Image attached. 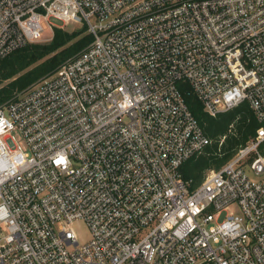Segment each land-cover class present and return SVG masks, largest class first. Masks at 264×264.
<instances>
[{"label":"built area","instance_id":"obj_1","mask_svg":"<svg viewBox=\"0 0 264 264\" xmlns=\"http://www.w3.org/2000/svg\"><path fill=\"white\" fill-rule=\"evenodd\" d=\"M79 23L92 41L0 104V264H264V126L190 188L211 141L178 87L264 123V0H0V60Z\"/></svg>","mask_w":264,"mask_h":264},{"label":"trees","instance_id":"obj_2","mask_svg":"<svg viewBox=\"0 0 264 264\" xmlns=\"http://www.w3.org/2000/svg\"><path fill=\"white\" fill-rule=\"evenodd\" d=\"M74 25L79 27H54L49 40L27 42L0 60V104L54 72L92 41L93 34L85 23ZM178 87L203 133L211 141L180 167L182 177L191 180L190 188H194L207 170L217 169L230 160L264 123L258 121L246 101L211 115L186 81H179ZM258 150L264 155V141L258 145Z\"/></svg>","mask_w":264,"mask_h":264},{"label":"rangeland","instance_id":"obj_3","mask_svg":"<svg viewBox=\"0 0 264 264\" xmlns=\"http://www.w3.org/2000/svg\"><path fill=\"white\" fill-rule=\"evenodd\" d=\"M68 29H74L79 26H75L74 24H67L65 25ZM51 30L48 28H45V30L42 33L41 39L37 42H45L50 39L51 37ZM10 135L13 137L16 144H18L24 151H27L28 146L24 139L22 138V135L19 131L14 130L10 133ZM207 172V171H206ZM205 172V173H206ZM232 209H234L236 212H239V208L237 206H233ZM71 229L73 230L75 236L79 240V242L87 241L89 239V230L87 225L82 220H75L70 224Z\"/></svg>","mask_w":264,"mask_h":264}]
</instances>
